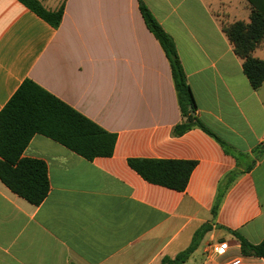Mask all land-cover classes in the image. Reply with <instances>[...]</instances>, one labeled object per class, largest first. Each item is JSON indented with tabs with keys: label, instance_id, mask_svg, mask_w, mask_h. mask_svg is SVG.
I'll list each match as a JSON object with an SVG mask.
<instances>
[{
	"label": "crops",
	"instance_id": "0c3cea01",
	"mask_svg": "<svg viewBox=\"0 0 264 264\" xmlns=\"http://www.w3.org/2000/svg\"><path fill=\"white\" fill-rule=\"evenodd\" d=\"M63 7L58 28L19 0H0V112L31 80L117 136L89 161L35 135L23 157L46 163L50 192L35 206L0 180V264H160L208 230L184 264H264L237 234L264 240V84L253 89L224 23L264 20V0H38ZM143 3L173 39L201 122L183 121L169 60ZM264 61V40L253 52ZM129 159L194 161L185 191L150 184ZM229 250L208 257V242Z\"/></svg>",
	"mask_w": 264,
	"mask_h": 264
},
{
	"label": "trees",
	"instance_id": "16d2710c",
	"mask_svg": "<svg viewBox=\"0 0 264 264\" xmlns=\"http://www.w3.org/2000/svg\"><path fill=\"white\" fill-rule=\"evenodd\" d=\"M19 1L53 28L60 26L64 14L63 7L50 11L38 0ZM140 10L148 29L159 41L171 66L183 118L173 133L181 136L194 128H199L223 144L196 115L195 98L173 39L143 3ZM223 29L233 43L236 55L244 60L243 71L251 86L253 89H259L264 84V61L254 58L253 52L264 40V20L258 14H254L249 24L226 22ZM35 135L48 137L89 161L112 157L117 140L115 134L105 131L33 81H24L0 112V180L13 193L35 206L40 205L50 192L46 163L22 156ZM263 152L264 146L260 149L258 157ZM128 165L150 184L183 192L197 163L181 160L129 159ZM207 230V226H202L195 232L191 245L185 251L175 258L164 257L160 264H184L197 249ZM234 236L238 239L244 256L264 259V240L259 244H251L237 234Z\"/></svg>",
	"mask_w": 264,
	"mask_h": 264
},
{
	"label": "built area",
	"instance_id": "2783aa9c",
	"mask_svg": "<svg viewBox=\"0 0 264 264\" xmlns=\"http://www.w3.org/2000/svg\"><path fill=\"white\" fill-rule=\"evenodd\" d=\"M229 250V245L227 242H213L210 241L205 246V251L208 257H220L226 254ZM228 264H240V260H234Z\"/></svg>",
	"mask_w": 264,
	"mask_h": 264
},
{
	"label": "water",
	"instance_id": "95a60500",
	"mask_svg": "<svg viewBox=\"0 0 264 264\" xmlns=\"http://www.w3.org/2000/svg\"><path fill=\"white\" fill-rule=\"evenodd\" d=\"M193 114H195L194 111H193Z\"/></svg>",
	"mask_w": 264,
	"mask_h": 264
}]
</instances>
